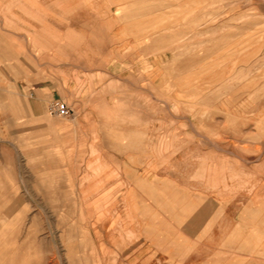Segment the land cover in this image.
<instances>
[{
  "label": "rangeland",
  "instance_id": "374dc122",
  "mask_svg": "<svg viewBox=\"0 0 264 264\" xmlns=\"http://www.w3.org/2000/svg\"><path fill=\"white\" fill-rule=\"evenodd\" d=\"M18 1L0 0V264H140L154 249L264 264V0H100L127 30L105 57L122 78L80 93L93 102L66 99V118L30 109L73 63L42 27L62 18L60 0L48 12ZM126 127H156L154 156L139 154L140 135H116ZM118 138L131 149L107 151ZM206 200L232 237L162 240L170 229L153 227L168 204L180 221Z\"/></svg>",
  "mask_w": 264,
  "mask_h": 264
},
{
  "label": "crops",
  "instance_id": "0c3cea01",
  "mask_svg": "<svg viewBox=\"0 0 264 264\" xmlns=\"http://www.w3.org/2000/svg\"><path fill=\"white\" fill-rule=\"evenodd\" d=\"M54 1L56 0H41L39 3L43 6V10L45 12L52 11ZM20 2V0L18 1ZM58 5L61 6L60 11L62 12L61 19L47 20L45 24L42 26L46 30V34L49 41L52 40L50 34L54 36H58L60 38V42H66L71 46V53H66L64 58H71V64H65L64 69L61 70L64 72L66 82L63 87L56 86V82L50 83L49 86H39L35 88L31 93L32 100L30 101V109L35 114V117H42L43 114L48 110L50 104L55 100H63L68 104L66 99H73L76 104H86L93 101H85V98L80 97V93H91V87L93 94L98 92V90H102L103 88L99 85V80L105 79L103 86L108 82H112L115 80H119L120 75L117 71H119L118 64H106V59L109 55V51L113 54L114 50L119 49L118 43L111 44L113 39H118L123 37L127 32L125 26H116L117 20L115 17L108 16L106 11V16H102L103 13L100 12L102 9V5L100 0H60ZM53 6V7H52ZM20 17V16H19ZM58 27H62L61 29ZM116 32V33H115ZM50 33V34H49ZM144 36V34H142ZM6 38H0V44L5 43ZM66 49V48H65ZM82 58V59H81ZM75 59H81L80 64H76ZM19 60H23V57H19ZM57 69V66H55ZM108 78V80H106ZM146 81V89L144 91L149 93L151 91L150 84L152 82L149 79H145ZM63 82V80L61 81ZM142 82V83H143ZM85 84V85H84ZM96 86H98L96 88ZM82 88V89H81ZM79 89H81L79 91ZM90 94V99L93 96ZM182 131V130H181ZM156 127H153L147 131L146 127H135V128H122V131L116 132V135H126V134H138L140 135L139 141H136L138 144L135 148H138L141 151L140 155L146 156H154V150L157 148L156 144ZM154 136L151 137L153 141L148 139L150 134ZM169 133V132H165ZM108 135H114L110 133ZM118 144L114 147V144L108 143L107 151H129L126 146H123L118 138ZM147 140V142H146ZM110 142V140H108ZM156 152V151H155ZM136 155L134 152L131 154H125L124 158L128 159L129 157ZM128 157V158H127ZM142 157V156H141ZM138 159V158H137ZM127 165V162L124 161ZM137 166L141 164H145L142 160L139 162L136 161ZM172 193L170 192L169 195ZM185 207L181 209L185 211V215H183L182 219L179 221L177 213L179 211L178 205L172 204L167 205L169 208L164 210V212H170V216H161L158 220H155L156 229H170V234L167 236H163L162 240L167 239H184L187 241H194L195 238L200 237H211V239L216 242L219 236L220 238L223 236L232 235L227 232L225 224L220 221V216L224 215L219 210L221 207L217 202L211 203L209 200L202 202L196 209H194V205L192 203H185ZM173 213V214H172ZM227 213L225 212V215ZM224 215V216H225ZM237 217V216H236ZM217 223L219 226H217ZM240 228L242 226H239ZM226 229V232H224ZM236 236V235H235ZM245 238V235H241L240 237ZM239 237V238H240ZM146 242V241H145ZM147 241V243L143 244V249L141 253L147 252L148 248L144 249L145 246L150 247L153 245V242ZM223 243L221 244L222 247ZM155 253L150 257V253L142 254L139 260L140 264H191L194 259V254H191L187 261L182 260L179 261L177 258V254L168 250L167 253L160 252L157 249H154ZM140 252V251H139ZM165 256V258H164ZM128 259V258H126ZM125 264H137L134 261H126L123 260Z\"/></svg>",
  "mask_w": 264,
  "mask_h": 264
},
{
  "label": "built area",
  "instance_id": "2783aa9c",
  "mask_svg": "<svg viewBox=\"0 0 264 264\" xmlns=\"http://www.w3.org/2000/svg\"><path fill=\"white\" fill-rule=\"evenodd\" d=\"M49 114L52 116H56L59 118H66L71 114L70 108L67 103L63 100H55L53 101L49 108Z\"/></svg>",
  "mask_w": 264,
  "mask_h": 264
}]
</instances>
